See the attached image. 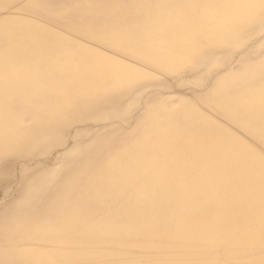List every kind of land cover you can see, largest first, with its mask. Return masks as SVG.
<instances>
[{
	"label": "bare ground",
	"instance_id": "6f19581e",
	"mask_svg": "<svg viewBox=\"0 0 264 264\" xmlns=\"http://www.w3.org/2000/svg\"><path fill=\"white\" fill-rule=\"evenodd\" d=\"M0 264H264V0H0Z\"/></svg>",
	"mask_w": 264,
	"mask_h": 264
},
{
	"label": "rangeland",
	"instance_id": "374dc122",
	"mask_svg": "<svg viewBox=\"0 0 264 264\" xmlns=\"http://www.w3.org/2000/svg\"><path fill=\"white\" fill-rule=\"evenodd\" d=\"M258 60L259 59H253V60H250V62H253V63L256 62V63H258Z\"/></svg>",
	"mask_w": 264,
	"mask_h": 264
}]
</instances>
